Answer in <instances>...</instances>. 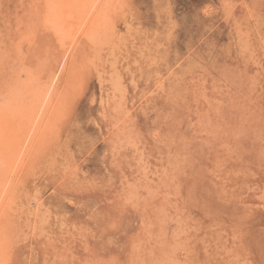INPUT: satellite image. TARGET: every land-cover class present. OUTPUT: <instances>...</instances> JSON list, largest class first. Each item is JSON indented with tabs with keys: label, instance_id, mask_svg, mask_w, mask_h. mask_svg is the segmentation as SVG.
<instances>
[{
	"label": "rangeland",
	"instance_id": "374dc122",
	"mask_svg": "<svg viewBox=\"0 0 264 264\" xmlns=\"http://www.w3.org/2000/svg\"><path fill=\"white\" fill-rule=\"evenodd\" d=\"M90 1L0 0V264H264V0Z\"/></svg>",
	"mask_w": 264,
	"mask_h": 264
},
{
	"label": "bare ground",
	"instance_id": "6f19581e",
	"mask_svg": "<svg viewBox=\"0 0 264 264\" xmlns=\"http://www.w3.org/2000/svg\"><path fill=\"white\" fill-rule=\"evenodd\" d=\"M89 1V0H88ZM92 1V0H91ZM90 1V2H91ZM95 3V2H94ZM87 4V3H86ZM97 4V3H96ZM92 5H93V3H92ZM85 7H86V5H85ZM85 7H83V8H85ZM91 10V9H90ZM93 11V10H92ZM89 14V13H88ZM82 25V24H81ZM56 75V74H55ZM55 77V76H54ZM51 82H53V80L51 79ZM36 123V122H35ZM30 135V134H29ZM22 153V152H21ZM21 160V159H20ZM19 161V160H18ZM16 165V164H15ZM3 193V192H2ZM35 206H38V204L37 203H35Z\"/></svg>",
	"mask_w": 264,
	"mask_h": 264
}]
</instances>
